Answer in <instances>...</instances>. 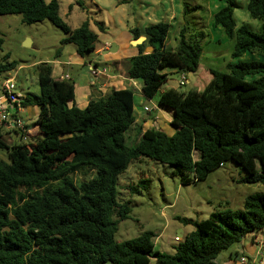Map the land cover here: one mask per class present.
Wrapping results in <instances>:
<instances>
[{
  "label": "trees",
  "instance_id": "trees-1",
  "mask_svg": "<svg viewBox=\"0 0 264 264\" xmlns=\"http://www.w3.org/2000/svg\"><path fill=\"white\" fill-rule=\"evenodd\" d=\"M59 1L0 0V15L19 14L28 25L48 20L64 33L60 44L71 43L84 58L95 50L98 33L88 20L71 28L60 17ZM219 1L224 5L214 24L234 38L231 56L238 61L227 63V72L210 69L203 88L158 94L164 69H198L201 45L187 36V27L179 29L174 49L165 44L166 22L130 30L133 39L143 33L152 51L131 57L127 75L142 80L146 97L157 95L158 105L173 111L172 134L139 128L128 145L135 121L131 89H112L79 108L73 83L53 78L47 62L36 65L39 93L25 95L21 105L39 108V133L14 145L0 136V149L7 152V161L0 159V264H219L220 253L246 237L253 241L264 229L262 192L248 195L240 210L214 211L201 221L179 219L193 230L171 253L154 248L151 231L122 242L114 238L130 213L118 200V177L141 157L172 166L183 184L231 161L244 172L242 182L264 185V61L241 60L247 53L264 55V0L247 2L249 15L262 19L258 32L235 28L234 0ZM2 43L0 34V50ZM15 65L0 64V73Z\"/></svg>",
  "mask_w": 264,
  "mask_h": 264
},
{
  "label": "rangeland",
  "instance_id": "rangeland-1",
  "mask_svg": "<svg viewBox=\"0 0 264 264\" xmlns=\"http://www.w3.org/2000/svg\"><path fill=\"white\" fill-rule=\"evenodd\" d=\"M247 2L234 0L235 28L245 25L258 32L262 19L249 15ZM69 5L73 8L70 11ZM173 5L176 10H180L174 19L171 16ZM223 5L219 0H60L59 14L72 28L80 26L85 20L90 21V27L97 33L98 27L92 21L100 23L102 27L105 23L106 30L112 33L114 29L120 31L126 24L144 27L158 21L166 22L169 24L166 38L168 48L177 46L179 29L187 27V36L201 45L198 69L196 72H186L188 82L180 87L182 92H187L196 86L203 88L207 77H210V69L227 72V63L238 61L231 56L234 38H229L221 26L214 24L213 16ZM110 20L115 23L110 24ZM0 34L3 39L0 64L16 63L14 69L0 73V87L6 78L12 77L16 91L22 97L39 93L35 66L38 63H32L54 57L58 48L60 51L64 48L69 53L74 51L71 43L60 44L65 35L48 20L28 25L21 21L19 14L0 15ZM27 39H30L29 43ZM87 55L94 56L95 53L92 51ZM253 59L264 61V55L247 53L241 60ZM68 68L75 79L76 68L79 67ZM146 104L151 106L152 102L146 101ZM12 128L0 124L3 141L8 145L28 142V133L27 139L23 140L22 134L14 132ZM138 137L139 134L134 135V129H131L126 143L133 145L134 139ZM197 158L196 153L194 159ZM0 159L7 161L6 150L0 149ZM244 175L239 166L227 161L211 171L205 179L183 184L178 175L173 173L172 166L141 157L140 161L130 164L118 177V200L128 205L130 213L127 219L118 223L114 238L122 242L136 237L142 231H151L156 248L171 253L177 230L181 229L183 233L193 230V225H183L179 219L201 221L214 211L240 210L248 195L264 192L262 184L242 182ZM79 178L77 175L75 180ZM129 185L135 186L137 191L131 193ZM232 248L234 245L223 253H228Z\"/></svg>",
  "mask_w": 264,
  "mask_h": 264
},
{
  "label": "crops",
  "instance_id": "crops-1",
  "mask_svg": "<svg viewBox=\"0 0 264 264\" xmlns=\"http://www.w3.org/2000/svg\"><path fill=\"white\" fill-rule=\"evenodd\" d=\"M70 8L72 7L69 5V11ZM178 12H180V10H176L173 5L171 14L173 19L177 16ZM95 13L97 14V12ZM112 19H114V17H112ZM103 21L105 22V20ZM92 22H94V24L96 23V21ZM113 22L115 23L114 20H110L109 23L113 24ZM102 28L103 31H98L99 33L95 44L94 56L86 55L84 58H80L76 54L75 48L71 53L62 48V50L55 54L54 57H50V59H39L32 63V65L47 62L50 64L51 75L53 78L73 83V103L79 108H84L92 99L105 96L112 89H131L134 93L133 112L135 115V121L131 127V129H134V135L138 133L139 128L142 130H145L146 128H155L172 134L173 130L170 123L173 119V111L158 105L157 99H154L157 95L151 98L146 97L142 93V80L132 79L127 75L129 59L131 57L137 55L140 51L142 53H150L152 51V47L146 42V36L143 33L139 36H145V39L140 44L132 43L134 39L130 30L132 28L142 30L143 27L126 24L120 31H115L114 29L113 33L106 30L108 28H105V23ZM27 40L29 43L30 39ZM111 45H114V47L112 46L114 52L105 53L104 51L108 50ZM69 66L79 67L76 68L78 71L75 74V79L72 76L73 74L68 71ZM162 72L167 74V78L163 83L164 88L161 86L158 94L168 89L181 91L178 85L180 73H177V68H167ZM183 74L186 76L185 73ZM174 75H177V77ZM194 88L199 89L197 86L192 89ZM146 101L152 102L151 106L147 105ZM144 107H147L148 111H144ZM38 115L39 108L35 105L22 106L19 110L14 112V116L26 124L28 130L27 133L30 137L39 133ZM179 232H181L182 235L185 234L181 229H178L176 235H178ZM154 248L157 249L155 245ZM240 256H245L247 258L248 261L245 264H259V260H262L264 264V246L262 248L258 247L253 243L251 237H246L242 239L240 243L234 245V248L228 253H220L216 257L215 262L219 264H241L239 262ZM150 264H155V261L151 260Z\"/></svg>",
  "mask_w": 264,
  "mask_h": 264
},
{
  "label": "built area",
  "instance_id": "built-area-1",
  "mask_svg": "<svg viewBox=\"0 0 264 264\" xmlns=\"http://www.w3.org/2000/svg\"><path fill=\"white\" fill-rule=\"evenodd\" d=\"M186 82V76L183 73H180L178 78L179 87L184 86ZM0 93V124L16 128L22 134V139L26 140L28 132L26 124L14 116V112L22 107L21 100L23 97L16 91V85L12 77L6 78L2 82ZM144 110L148 111V108L144 107ZM173 240L174 242H178L180 240L179 235H175ZM253 243L261 248L264 246V229L254 237ZM239 262L245 264L247 258L245 256H240ZM259 264H263V262L261 261Z\"/></svg>",
  "mask_w": 264,
  "mask_h": 264
},
{
  "label": "water",
  "instance_id": "water-1",
  "mask_svg": "<svg viewBox=\"0 0 264 264\" xmlns=\"http://www.w3.org/2000/svg\"><path fill=\"white\" fill-rule=\"evenodd\" d=\"M145 39V36H139L138 38L134 39L132 41L133 44H140L143 40ZM112 46L114 47V45H111L110 48L106 51H104L105 53L106 52H114V49L112 50ZM104 54V53H103ZM179 236H182L181 232L178 233Z\"/></svg>",
  "mask_w": 264,
  "mask_h": 264
}]
</instances>
